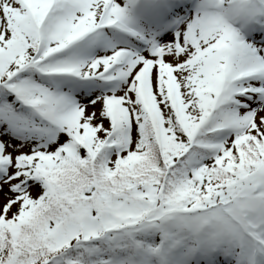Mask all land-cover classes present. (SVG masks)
<instances>
[{"label": "snow or ice", "instance_id": "1", "mask_svg": "<svg viewBox=\"0 0 264 264\" xmlns=\"http://www.w3.org/2000/svg\"><path fill=\"white\" fill-rule=\"evenodd\" d=\"M0 264H264V0H0Z\"/></svg>", "mask_w": 264, "mask_h": 264}]
</instances>
